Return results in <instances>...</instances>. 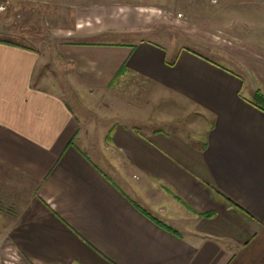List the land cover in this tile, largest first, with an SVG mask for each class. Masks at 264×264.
<instances>
[{
	"label": "crops",
	"instance_id": "1",
	"mask_svg": "<svg viewBox=\"0 0 264 264\" xmlns=\"http://www.w3.org/2000/svg\"><path fill=\"white\" fill-rule=\"evenodd\" d=\"M41 1L69 11L54 16L68 28L48 36L51 57L0 39V263L264 264V112L244 78L152 39L166 27L147 0ZM230 57L264 96V56ZM46 58L54 76L41 79ZM120 69L149 89L134 98L144 119L170 122L150 101L176 97L201 115V141L118 116L99 145L86 139L68 98L83 91L110 107ZM84 148L101 150L109 173Z\"/></svg>",
	"mask_w": 264,
	"mask_h": 264
},
{
	"label": "rangeland",
	"instance_id": "2",
	"mask_svg": "<svg viewBox=\"0 0 264 264\" xmlns=\"http://www.w3.org/2000/svg\"><path fill=\"white\" fill-rule=\"evenodd\" d=\"M127 1L131 4L143 2ZM143 4H152L151 6L157 9L161 26L166 27L163 28V33L159 31L150 34L152 39L168 48L183 46L191 49L242 76L245 80L243 95L255 101V92L251 89L249 78L247 79L248 72L234 63L230 54L234 53V57L238 54L239 57L249 58L264 56V0H147ZM8 5V10L0 13V39L11 44L39 48L41 55L49 54L51 57L55 42L48 36L55 29L68 28L56 24L54 16L58 15L57 19L66 18L69 11L64 8L59 14V8L54 9L53 1L43 3L41 0H10ZM101 38L110 41L123 40L112 33ZM53 61V58H46L45 66L40 67L36 76L41 79L43 76L48 77V74L54 76L53 70H50L51 66H55ZM58 62L60 63L56 60V64H59ZM118 76L116 75L112 81L116 83L110 90V103L108 101L110 107L102 104L101 96L89 93L86 95L81 90H78L82 93L78 92L75 102L68 98V105L80 122V133L86 128L92 130L86 139L92 136L94 142L99 145L108 127V118L118 116L124 124H134L142 129L151 126L164 129L166 124L170 123L169 130L182 134L191 144L197 145L201 141L203 135L202 125L199 124L201 115L188 104L173 96L161 95L152 98L150 101L152 108L159 110L158 112L166 109L170 114V122H149L143 116V107L147 105L140 104L142 107L135 110L137 103L134 98L149 91L143 80L131 75L125 78ZM59 77L60 74L56 75V78ZM34 81L38 82L37 77ZM117 98L121 99V105ZM134 118L137 120L132 121ZM81 137L75 144L83 148ZM83 150L87 152L88 149ZM88 152L91 153L89 154L91 158L109 173L106 162L102 160L101 150ZM15 260L14 257L8 256L0 264H14Z\"/></svg>",
	"mask_w": 264,
	"mask_h": 264
},
{
	"label": "trees",
	"instance_id": "3",
	"mask_svg": "<svg viewBox=\"0 0 264 264\" xmlns=\"http://www.w3.org/2000/svg\"><path fill=\"white\" fill-rule=\"evenodd\" d=\"M125 69H120L117 75L122 74ZM255 96V106L264 112V96L260 92H256Z\"/></svg>",
	"mask_w": 264,
	"mask_h": 264
},
{
	"label": "built area",
	"instance_id": "4",
	"mask_svg": "<svg viewBox=\"0 0 264 264\" xmlns=\"http://www.w3.org/2000/svg\"><path fill=\"white\" fill-rule=\"evenodd\" d=\"M8 3H10V0H0V13L6 11V9L8 10Z\"/></svg>",
	"mask_w": 264,
	"mask_h": 264
}]
</instances>
